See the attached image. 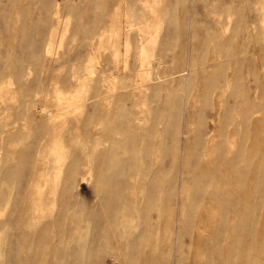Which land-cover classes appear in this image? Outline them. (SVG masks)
<instances>
[{"label":"rangeland","instance_id":"374dc122","mask_svg":"<svg viewBox=\"0 0 264 264\" xmlns=\"http://www.w3.org/2000/svg\"><path fill=\"white\" fill-rule=\"evenodd\" d=\"M25 25L31 29L23 33L21 26ZM10 39H15L12 46ZM219 90H225L223 97ZM116 93L123 96L111 132L115 138L123 144L125 137L118 131L128 128L130 122L134 124L132 120L121 124L123 113L141 118L134 129V145L141 148L139 155L134 159L129 154L123 156L116 172L126 177L137 162L143 172L153 175L155 166L146 158L156 156L160 140L165 149L162 163L171 165L177 159L181 165L178 181L188 179L196 172L197 156L207 151L205 140L213 137L212 146L216 153L222 152L225 162L235 160L241 168L246 167L247 177L255 176L253 205L244 203L242 211L246 222L244 240L256 239L257 249L250 251L249 241L242 242L233 253L222 257L211 254L207 259L203 253L202 264H219V260L238 264L247 250L251 252L249 259L255 257L252 264H264V0H0V221L11 223L4 232L0 227V264H19L18 257L24 252V243L17 236L20 229L13 225L23 220V206L14 201L17 191H24L33 168L42 132L37 117L46 114L37 112L40 104L52 99L64 108L70 105L63 116L68 117L82 108L76 99L84 97L91 106L94 95ZM28 100L34 102L29 105ZM103 102L108 105L110 97ZM246 106L251 108L248 115ZM91 110L86 108L82 117ZM159 110L162 124L155 123ZM3 112L8 120H4ZM17 116L26 117V126L19 122L9 135L2 134V124ZM257 119L263 125L260 131L254 127ZM66 129L62 134L70 145ZM126 140L130 141L129 136ZM187 147L192 154L190 164L184 160ZM14 150L21 152L18 160ZM78 154L67 158L68 165ZM256 163H262L261 169L250 172V164ZM7 172L18 189L3 210L2 202L10 189L3 182ZM214 180L220 183L217 175ZM246 182L249 184L248 179L245 187ZM95 185L89 186L90 194ZM242 194L249 199L250 191L230 188L228 203ZM74 195L68 200L74 201ZM65 201L66 196L61 195L58 205L47 207L48 194L39 196L36 191L27 203L32 225L61 220L59 210ZM180 205H176L177 233L182 227ZM226 206L225 218L230 227L234 211L241 210V204ZM183 242L188 246L186 250L160 247L166 253V264H181L182 258L186 261L191 255L190 236ZM229 243L235 248L234 242ZM110 245L114 248L115 241ZM46 246L45 241L34 240L31 256ZM130 250L129 246L124 250L126 261ZM83 259L92 260V264L115 262L113 253L100 254L97 245L92 252L88 249ZM68 262L75 263L74 255Z\"/></svg>","mask_w":264,"mask_h":264},{"label":"bare ground","instance_id":"6f19581e","mask_svg":"<svg viewBox=\"0 0 264 264\" xmlns=\"http://www.w3.org/2000/svg\"><path fill=\"white\" fill-rule=\"evenodd\" d=\"M18 27L19 24L16 23L15 28ZM21 27L23 33L31 29L30 25ZM14 42L15 39L9 40L11 46ZM218 92L223 97L225 90ZM106 96L110 97L108 105H104L103 102ZM122 96L121 93L96 94L92 98L94 102L91 106L84 97H80L75 101H78L80 107L84 109L81 108L68 117L63 116L71 108L70 105L69 108H64L52 99L40 104V111L37 112L43 111L46 114L37 113L42 132L33 168L24 191L21 194L18 190L17 199L14 201L17 205L22 204L24 213L23 220L13 222V225L20 229L17 236L24 243V252L18 257L19 264H40L41 262L42 264H69L68 259L73 255L74 264H92V260L84 262L83 256L88 249L92 252L96 245L99 247L100 254L113 253L115 259L113 264H166V253L161 252L160 247L163 245L186 250L188 246L183 239L188 236L192 243L191 255L186 257V261L182 258L181 264H202L203 253L207 255V259L211 254L218 257L227 253L231 254L239 248L240 243L247 241H249L247 248L250 251L256 250V239L244 240L246 222L242 211L244 203H247L248 207L253 205L252 195H254L255 186L252 179L255 176L252 174V177H247L246 167L241 168L235 160L225 162L222 152L216 153L212 146L213 137L205 140L207 151L197 156L196 164H198L194 168L196 172L188 179L178 181L181 165L177 159L174 158L171 165L162 163L161 154L165 149L160 140L156 143V156L146 158L151 166H155L153 175L149 173L150 171L143 172L144 168H140L137 162H135L134 170L129 171L126 177L116 172L118 164L125 159L123 156L129 154L130 158L134 159L141 150L134 145V129L141 123L138 115L135 116L137 119L130 118L129 113H123L120 116L121 124L128 123L130 120L134 122V124L130 122L128 128L118 131L125 137L123 144L111 133L114 131L113 124L118 116L117 109L118 105H121ZM32 102L34 101L28 100L29 105ZM29 105H26L27 108ZM88 107L92 108L91 112L82 117ZM246 107L248 115L251 108ZM3 113L4 120H8L6 112ZM25 119L26 117L17 116L12 122H5L2 124V134L9 135L11 130L18 128L19 122L26 126ZM155 123H163L161 111ZM254 127L260 131L263 128L261 120L257 119ZM65 129L71 139L70 145L65 143V135L62 134ZM127 136L130 138L129 142L126 140ZM56 142L58 144H55ZM14 152L18 160L21 152L17 150ZM77 152L79 156H76L68 165L67 158ZM191 156L187 147L184 160L188 164H190ZM202 157L204 160L199 164ZM2 167L0 159V172ZM261 167L262 163L250 164L249 171L254 173L256 168L260 170ZM9 169L12 170L13 167ZM184 170L188 171L189 168L184 165ZM238 172L241 174L239 175ZM149 175L150 179L147 181ZM216 175L222 185L218 180H214ZM12 179V174L7 172L3 182L8 184L10 189L8 194L6 193L5 201L2 202L3 210H6L13 193L18 189ZM247 179L249 184L246 182L245 187L244 182ZM177 181L181 186L178 187ZM94 182L96 185L93 193L90 194L88 188ZM209 185L215 188H209ZM43 187L45 190L42 192ZM230 188L250 191L249 199L246 200L242 194L228 203ZM146 189L148 194H145ZM36 191H39V196L48 194L50 203L45 202L47 207L58 205L61 195L66 196V201L59 210L61 220L58 218L48 223L32 225L27 203L32 195L35 197ZM73 195L74 201H69L68 197ZM39 201H42V198H39ZM178 202L182 207L178 211L182 220V229L180 228L177 233L174 227L178 215ZM227 204H233L236 207L241 204V210L234 211L232 223L231 221L229 223L230 227H228V219L225 218ZM0 210H2L1 203ZM187 210L191 212V215L187 213ZM8 225H11L9 220L0 221L2 232ZM139 227L142 228L140 233L137 232ZM227 230H229L228 234ZM207 231L210 234L205 235ZM214 231L215 234H212L211 232ZM79 235L84 238L77 239ZM175 237H177L176 246L172 244ZM133 239H136L135 245L132 244ZM34 240H43L47 246L45 250L31 256ZM54 241L56 243H53ZM111 241H115L114 248L110 245ZM230 241L234 242L235 248L232 249ZM127 246L131 250L126 261L123 256L127 254L126 252L124 254ZM250 254L251 252L248 253L247 250L238 264H252L255 257L249 259ZM219 264L232 263L219 260Z\"/></svg>","mask_w":264,"mask_h":264}]
</instances>
